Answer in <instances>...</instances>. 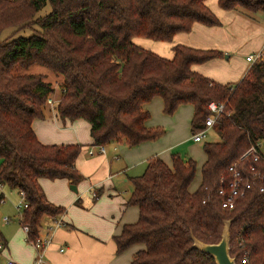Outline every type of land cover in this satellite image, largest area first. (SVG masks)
I'll return each instance as SVG.
<instances>
[{"label": "trees", "instance_id": "trees-1", "mask_svg": "<svg viewBox=\"0 0 264 264\" xmlns=\"http://www.w3.org/2000/svg\"><path fill=\"white\" fill-rule=\"evenodd\" d=\"M208 0H0V184L23 191L29 204L22 226L30 239L40 236L45 218L66 212L46 198L41 178L84 177L76 167L82 145H45L33 122L44 117L56 86L44 74L17 73L43 66L62 77L58 111L63 119L91 125L98 147L124 141L136 147L160 138L150 129L145 105L160 97L173 115L192 104V133L212 115L211 102L225 104L213 129L220 140L204 142L207 162L202 184L190 187L198 165L173 155V165L151 160L143 175L132 178L129 206L140 209L139 221L115 237L118 254L143 245L132 264H217L194 248V237L207 244L221 241L225 221L232 220L231 255L237 264H264V181L224 209L222 180L253 143L264 144V63L254 65L237 84H220L193 70L194 65L223 58L219 50L174 47L164 58L138 45L135 38L172 42L196 24L220 26ZM222 9L264 13V0H219ZM50 6L48 13L40 12ZM38 25L29 37L1 38L13 27ZM3 195L0 196V200ZM1 237V232H0ZM248 259L247 263L244 261Z\"/></svg>", "mask_w": 264, "mask_h": 264}, {"label": "crops", "instance_id": "crops-1", "mask_svg": "<svg viewBox=\"0 0 264 264\" xmlns=\"http://www.w3.org/2000/svg\"><path fill=\"white\" fill-rule=\"evenodd\" d=\"M195 27L185 36L177 35L176 39L180 37L177 45L218 50L207 45L209 36L203 34L202 28L196 31ZM251 41L245 56L239 55V59L232 60L233 56L227 55L230 50L227 47L225 52L222 51L227 55L226 61L224 56L194 65L193 70L216 83L237 84L250 68L247 56L259 50L264 43V26L257 29ZM231 61L233 65H230ZM58 94L56 89L55 95ZM145 109L151 115L147 127L160 128L164 131L163 135L132 148L124 141L113 143L106 146L104 153H100L94 144L90 123L83 119H63L57 105H47L44 117L34 120L33 129L41 143L83 146L76 161V167L84 177L82 182L74 185L66 178H41L39 181L48 201L66 210L61 216L65 224L62 228L52 232L54 219L45 218L40 229L41 236L50 232L53 236V244L46 252L49 264H132L136 253L144 246L136 245L118 254L115 237L123 232L126 225L139 221V207L128 205L134 191L132 178L143 175L151 160L161 159L172 166L173 155L179 154L185 162L190 159L196 161L198 171L190 192L195 193L199 189L202 168L208 157L204 143H196L192 139L195 107L192 104L182 105L173 115H168L164 112L163 99L157 97L147 103ZM213 134L217 137L215 141L220 140L218 133ZM6 188H0V196L5 195L3 190ZM10 191L20 195L19 190ZM13 218L10 217L9 223L4 221L5 227L13 224ZM10 228H0V238L5 244V248L0 250V259L10 258L16 264H33L36 250L27 241L21 220L14 222ZM62 248L64 252H61Z\"/></svg>", "mask_w": 264, "mask_h": 264}, {"label": "rangeland", "instance_id": "rangeland-1", "mask_svg": "<svg viewBox=\"0 0 264 264\" xmlns=\"http://www.w3.org/2000/svg\"><path fill=\"white\" fill-rule=\"evenodd\" d=\"M207 6L211 9V11L216 15V17L221 21L220 26L215 27H208L201 24H196L195 30L197 31L198 28H202L203 34L205 36H209V41L207 45L210 47H215L219 51H224L227 47L230 48L228 51L230 55L233 56L232 60L239 59V55L244 54L246 55L245 50L247 47H250L251 40L254 37L258 28H261L263 25L264 13L258 12L253 13L247 11L242 7H238L233 11H228L222 9L219 0H208ZM50 6L48 5L46 9L42 10L39 14L44 15L49 12ZM40 30L38 25L28 26L25 28H9L5 30L1 38L5 39L7 37H29L34 33ZM194 31V30H193ZM185 35L189 33H183ZM182 36V35H180ZM134 41L140 45L142 48L151 50L152 52L164 57V58H173L174 56V47L177 45V42L180 41V37H178L172 42H163V41H155L146 38H135ZM231 45V46H229ZM206 50V49H205ZM225 55V61L228 59ZM230 65H233V61L230 62ZM17 73L22 74H46L47 81L53 83L56 86L57 92L60 94V87L58 86L59 83L62 82V77L56 75L49 69L43 66L35 65L30 69L18 68ZM58 95H54V99L59 98ZM217 133L215 129L210 132L207 142H212L217 139L213 134ZM219 141V140H217ZM203 144V143H202ZM5 194V205L2 204L0 207V228L5 230L11 229L14 225V222H18L21 220V215L23 213V209H19V205L22 202L21 196L17 195L15 192H11L9 188L3 190ZM13 218V224L10 227H5L4 218ZM138 246V245H137Z\"/></svg>", "mask_w": 264, "mask_h": 264}, {"label": "built area", "instance_id": "built-area-1", "mask_svg": "<svg viewBox=\"0 0 264 264\" xmlns=\"http://www.w3.org/2000/svg\"><path fill=\"white\" fill-rule=\"evenodd\" d=\"M264 25V19H263ZM247 62L250 65L249 70L258 64L264 63V43L262 47L249 54L247 56ZM248 70V71H249ZM55 95V94H54ZM54 95H52L48 99V105L54 106L58 105V99H54ZM225 104H219L216 102H211L209 104V109L212 112V115L206 120L205 127L200 131L193 133L192 139L196 143H204L209 137L211 130H213L217 119L225 114ZM106 150V146L98 147V151L100 153H104ZM229 172L232 175L231 180L226 181L222 180V187L220 189V194L223 196V208L233 210L236 207V204L241 198H244L250 190H252L255 186L261 184L264 181V144L263 142L253 143L250 148L242 155L240 160L233 165L230 166ZM5 186L0 184V188H4ZM261 190H264V187H261ZM3 195V194H2ZM20 196L22 202L19 205V209L27 208L29 204L26 201V196L23 191H20ZM1 204L5 203V195L0 200ZM23 209V210H24ZM23 219V213L21 215V220ZM5 223L10 222V218H4ZM64 222L61 217H57L54 221V226L52 228V232L62 228L64 226ZM24 230L27 233V241L35 248L36 250V258L33 264H49L46 252L53 244V236L50 232L45 236H39L36 239H30V226H23ZM5 248V244L3 240L0 238V250ZM65 249H61V252H64ZM248 259L244 261L247 263ZM0 264H16L13 259L7 258L5 260L0 259Z\"/></svg>", "mask_w": 264, "mask_h": 264}, {"label": "water", "instance_id": "water-1", "mask_svg": "<svg viewBox=\"0 0 264 264\" xmlns=\"http://www.w3.org/2000/svg\"><path fill=\"white\" fill-rule=\"evenodd\" d=\"M73 187L74 190H77L76 186ZM231 228L232 220H226L220 242L207 244L194 237L193 247L213 257L217 264H237L236 258L231 255Z\"/></svg>", "mask_w": 264, "mask_h": 264}]
</instances>
